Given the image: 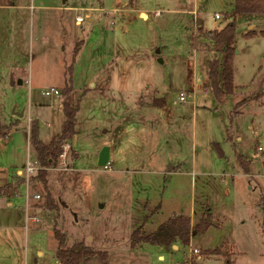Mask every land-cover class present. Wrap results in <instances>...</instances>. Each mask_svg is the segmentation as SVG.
Wrapping results in <instances>:
<instances>
[{"label": "rangeland", "instance_id": "obj_1", "mask_svg": "<svg viewBox=\"0 0 264 264\" xmlns=\"http://www.w3.org/2000/svg\"><path fill=\"white\" fill-rule=\"evenodd\" d=\"M231 21L236 88L218 102L207 80L212 41L197 26ZM262 29L264 14L233 15V0H0V187L12 182L0 196V264H61L55 227L66 245L85 239L108 251L105 264H183L190 246L201 256L192 264H264ZM73 57L79 110L68 169L59 161L48 170L57 209L43 206V184L31 178V195L42 196L30 199L31 214L40 208L33 224L16 172L36 154L32 122L44 142L62 132L63 94L52 89L65 85ZM103 146L106 167L97 164ZM180 213L210 226L189 246L130 248L134 228L152 232Z\"/></svg>", "mask_w": 264, "mask_h": 264}, {"label": "trees", "instance_id": "obj_2", "mask_svg": "<svg viewBox=\"0 0 264 264\" xmlns=\"http://www.w3.org/2000/svg\"><path fill=\"white\" fill-rule=\"evenodd\" d=\"M255 13L264 14V0H233V15ZM197 30L202 31L200 26H197ZM235 31L234 21L227 23L220 30L205 31V35L212 41V46L209 49L214 52V56L208 60L207 80L218 102H223L236 88L233 79ZM255 34L253 30H249L243 35L248 38ZM260 34L264 36V29L260 31ZM79 48L80 44H77L74 50V57L78 53ZM74 57L71 63L65 66L64 71L65 85L62 88L63 99L61 105L65 114V121L62 132L55 135L49 142H44L40 137L41 129L39 124L34 121L31 126L30 138L42 165V168L32 178L43 184L44 193L46 194L43 205L45 208H58L48 189V168L58 164L64 143L76 133L79 100L75 96L73 85ZM241 102L238 101L234 104L235 114L238 112ZM0 127L4 128L1 123ZM228 137L230 138V136ZM238 159L247 172L248 167L245 160L241 156H238ZM209 226L210 222L206 216L200 217L195 224H192L189 216L180 213L160 223L152 232H145L142 226L134 228L129 236V246L130 248H136L142 243L163 245L165 247H171L173 244L179 245V243L183 246H188L195 234ZM55 236L59 242L57 257L61 264H90L93 258H97L103 264L106 263L108 251L93 248L85 239L76 241L70 246L66 245V233L60 231L57 227H55ZM210 252L218 254L215 251Z\"/></svg>", "mask_w": 264, "mask_h": 264}, {"label": "built area", "instance_id": "obj_3", "mask_svg": "<svg viewBox=\"0 0 264 264\" xmlns=\"http://www.w3.org/2000/svg\"><path fill=\"white\" fill-rule=\"evenodd\" d=\"M155 15H158V12L155 11L154 12ZM216 17H218V15H216ZM78 22H83L84 18L82 15H78L77 17ZM52 91L56 94V95H61V91L58 89H52ZM45 95L50 94V91L46 90L43 92ZM179 101L184 102L186 101V91H181L179 93L178 96ZM30 132V129H29ZM71 149V145L70 143H64L63 145V151L60 154V165L63 166V168H68L67 166V158H68V154H69V150ZM258 150H261V147H257ZM110 162L108 161L104 167L107 166V164H109ZM42 168L41 162L39 160V158L37 157L36 154H32L31 152L28 151V157L26 160V164L25 167L21 170H18L16 172V176L20 177L23 182L26 184L27 186V193H26V221L29 222H38L39 221V216L38 214L35 213H30V199L32 197V199L34 200H39L42 196L40 193H34L33 195H31L30 191H29V183L31 181V178L33 175H36L38 173V171ZM261 178L264 180V173L261 174ZM16 195H19V192H15ZM191 244V241L189 243V245ZM188 245V246H189ZM199 250L196 247H188V250L186 252V254L184 255V263L183 264H192L191 259H192V255L196 254L195 257L196 258H200L201 256L198 254Z\"/></svg>", "mask_w": 264, "mask_h": 264}, {"label": "crops", "instance_id": "obj_4", "mask_svg": "<svg viewBox=\"0 0 264 264\" xmlns=\"http://www.w3.org/2000/svg\"><path fill=\"white\" fill-rule=\"evenodd\" d=\"M189 1H190V0H184V2H186V3H189ZM65 5H66V4H65ZM61 7H62V6H61ZM57 8H58V7H57ZM62 8L72 9V8H78V7H77V6H63ZM192 11H193V10H192ZM138 15L141 16L142 18H146V16H147L146 13H145L143 10H140V11L138 12ZM87 18H88L89 20H91L89 16H88ZM200 27H201V26H200ZM201 29H202L203 32H205V31H209V30H204L202 27H201ZM211 52H213V51H211ZM213 53H214V52H213ZM64 82H65V80H64ZM64 84H65V83H64ZM63 87H64V86H62L59 90H62ZM60 105H61V103H60ZM15 113H16V114H19L18 112H15ZM22 115H23V112H22ZM0 123H1V122H0ZM1 124H2V123H1ZM2 125H3V124H2ZM6 134H7V132H5V135H6ZM244 159H245V157H244ZM21 169H22V168H18L17 171H18V170H21ZM50 169H52V168L49 167L48 170H50ZM66 169H68V168H66ZM248 172H250L249 169H248V171H247L246 173H248ZM10 183H12V182L6 183V184H4L2 187H0V191H1V192H0V196H7V195H6L7 193L4 191V187H7ZM9 186H10V185H9ZM3 191H4L6 194H5ZM3 194H4V195H3ZM7 204H8V205H11L12 203H10V201H8ZM34 208H35V211H38V212L40 211V208H38V207H34ZM38 212H37V214H38ZM34 213H35V212H34ZM189 216L192 217V218L194 217V216H191V215H189ZM32 223L35 224L36 222H32ZM212 224H213V223H212ZM212 224H211V225H212ZM195 235H196V234H195ZM195 235H194V236H195ZM194 236H193V237H194ZM4 239H5V238H4ZM7 243H8V242H7ZM177 246H178V245H177ZM172 247L174 248V247H176V245H172Z\"/></svg>", "mask_w": 264, "mask_h": 264}, {"label": "water", "instance_id": "obj_5", "mask_svg": "<svg viewBox=\"0 0 264 264\" xmlns=\"http://www.w3.org/2000/svg\"><path fill=\"white\" fill-rule=\"evenodd\" d=\"M20 83H22L21 80ZM108 159H109V147L103 146L99 151L97 164L99 166H104L108 162ZM99 206L101 207L102 205Z\"/></svg>", "mask_w": 264, "mask_h": 264}]
</instances>
